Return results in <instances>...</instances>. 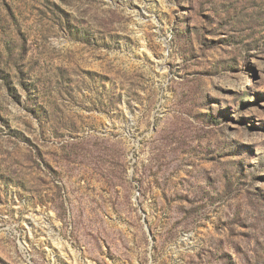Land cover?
<instances>
[{"label":"rangeland","instance_id":"374dc122","mask_svg":"<svg viewBox=\"0 0 264 264\" xmlns=\"http://www.w3.org/2000/svg\"><path fill=\"white\" fill-rule=\"evenodd\" d=\"M0 264H264V0H0Z\"/></svg>","mask_w":264,"mask_h":264}]
</instances>
